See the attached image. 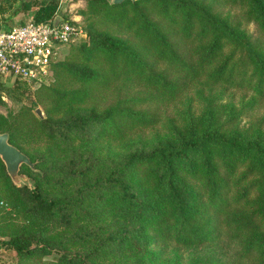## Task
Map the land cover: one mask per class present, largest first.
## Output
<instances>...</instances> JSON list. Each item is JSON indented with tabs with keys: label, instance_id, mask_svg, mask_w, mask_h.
<instances>
[{
	"label": "rangeland",
	"instance_id": "rangeland-1",
	"mask_svg": "<svg viewBox=\"0 0 264 264\" xmlns=\"http://www.w3.org/2000/svg\"><path fill=\"white\" fill-rule=\"evenodd\" d=\"M46 1L51 0H0V28L27 20ZM52 1L57 2L55 15L79 25L82 34L59 46L42 81L0 78V132L14 131L13 144L22 145L34 163L33 168L22 163V179L15 182L0 157V264H61L63 254L82 255L88 264H195L215 249L221 258L232 256L235 248L224 237L184 245L158 236L148 216L138 219L125 212V196L114 179L129 183L131 191L153 194L149 168L159 158L151 154L167 149V140L179 145L192 133H240L245 141L264 146V85L259 84L264 16L259 7L253 0H171L166 16L162 4L167 0H123L119 6L113 0ZM179 1L190 4L196 16L215 19L213 29L200 33L194 16L186 34L178 23ZM143 18L172 36L177 55L161 54ZM213 31L220 36L215 54L208 50ZM102 34L124 40L133 53L92 48V37ZM224 61L232 75L218 77L216 69ZM36 107L49 126L25 122L31 115L39 117ZM91 111L102 121L65 136L55 130L57 120ZM133 153L140 159L130 162ZM254 164L250 153L239 173ZM261 178L255 166L248 179ZM12 183L38 184L44 194L71 201L67 214L55 210L47 221L30 216L31 201ZM260 187L250 196L256 198ZM137 196L142 199L140 192ZM256 209L264 229V212L259 204ZM68 217L70 224H63ZM123 227L130 233L120 246L103 243L107 233ZM20 234L39 235L45 246L22 254L1 242Z\"/></svg>",
	"mask_w": 264,
	"mask_h": 264
},
{
	"label": "trees",
	"instance_id": "trees-1",
	"mask_svg": "<svg viewBox=\"0 0 264 264\" xmlns=\"http://www.w3.org/2000/svg\"><path fill=\"white\" fill-rule=\"evenodd\" d=\"M253 2L264 16V0ZM56 3L52 0L40 3L31 18L51 22L55 17ZM170 4L174 3L167 0L162 4L163 14L166 16H169L165 12L169 11ZM119 5H122V2H113V6ZM176 8L181 10L178 23H182V29L186 27L185 33L189 34L194 26V16L198 12L187 2H177ZM198 16L196 21L201 25L200 33L207 32L210 27L213 29L215 19ZM143 21L145 29L150 28L152 31L150 42L160 45L161 54L167 52L177 55L170 43L172 36L168 32H162L156 22L154 25L148 18H143ZM231 34L237 35L235 31ZM219 39L220 36L213 31L208 49H211L212 53L219 49ZM90 46L95 49L105 48L114 54L129 56L133 53L127 42L108 34L93 36ZM216 72L219 74L218 77L232 75L225 61L217 67ZM261 78L260 87L264 85V72ZM70 117L72 118L59 119L55 122V130L57 129L61 136L79 127H87L94 121L101 122L104 118L93 111L88 114L77 113ZM29 121L41 123L43 126L50 124L47 117L40 118L36 115L29 116L25 122ZM15 138L14 131L11 130L9 141L15 143ZM180 140L179 145H174L176 142L169 139L166 143L167 149H157L151 154L159 158L156 165L149 168V172L155 178L156 191L153 194H150L149 190L131 191L129 183L115 177V182L121 185L125 196L123 199L125 212L138 219L148 216L153 221L158 236L174 238L184 245H203L224 237L235 248L233 255L225 258L217 256L215 249L213 256H206L195 264H264V229L261 228L256 209L259 204L264 212V146H260L254 139L245 141L240 133L225 135L214 131L192 133L186 139ZM18 145L17 147L23 151L22 145ZM250 153L255 164L239 173L240 164L250 157ZM138 159L140 157L133 153L129 161ZM255 166L259 167L261 173L260 182L248 179ZM258 184H261L260 191L254 198L250 193ZM11 188L16 193L25 192L31 201L28 214L42 220L50 219L55 210L61 211V215L65 216L67 211L64 209L71 205V201L44 194L38 184L33 187L26 185L20 187L12 183ZM138 192L141 193V200L138 199ZM63 224H70V217ZM127 233H130L127 227L121 228L118 232L107 233L103 237V243L108 245L116 242L118 247L127 239ZM1 242L22 254L45 246L39 235L25 237L20 234ZM61 260V264H88L79 254H63Z\"/></svg>",
	"mask_w": 264,
	"mask_h": 264
},
{
	"label": "built area",
	"instance_id": "built-area-1",
	"mask_svg": "<svg viewBox=\"0 0 264 264\" xmlns=\"http://www.w3.org/2000/svg\"><path fill=\"white\" fill-rule=\"evenodd\" d=\"M57 15L51 22L30 17L0 28V78L14 76L28 84L42 81L59 46L82 34L79 25Z\"/></svg>",
	"mask_w": 264,
	"mask_h": 264
},
{
	"label": "water",
	"instance_id": "water-1",
	"mask_svg": "<svg viewBox=\"0 0 264 264\" xmlns=\"http://www.w3.org/2000/svg\"><path fill=\"white\" fill-rule=\"evenodd\" d=\"M121 1L123 0H113V2ZM57 16L58 18H62L61 15ZM35 112L40 118L43 117L40 107H36ZM0 157L5 163L6 171L15 182H18L22 179L20 173L18 172L19 166L22 163H26L31 168L34 167V163L30 159L29 155L9 141V133L7 131L0 132Z\"/></svg>",
	"mask_w": 264,
	"mask_h": 264
}]
</instances>
